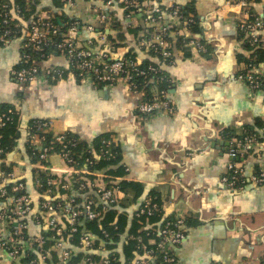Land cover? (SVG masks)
<instances>
[{"label":"crops","instance_id":"1","mask_svg":"<svg viewBox=\"0 0 264 264\" xmlns=\"http://www.w3.org/2000/svg\"><path fill=\"white\" fill-rule=\"evenodd\" d=\"M35 1L39 2V14L44 13L42 8L51 7L54 0ZM121 2L124 3L116 0L101 12L106 17L113 12L124 31L130 27L139 31L137 36L127 34L125 43L112 48L106 36L114 34L105 24V35L99 33L109 44L111 58L131 52L140 63L151 59L159 64L157 59L137 50V38L165 25L184 28L175 19L166 17L155 26L144 23V17L160 3L145 2L143 10L140 9L144 16L137 14L129 20L123 14ZM179 3L182 8L192 6L191 14L199 21V35L194 37L203 42L207 51L183 55L174 48L176 38L172 35L174 62L160 67L170 81L167 93L175 108L172 114L139 115L135 109L139 98L122 82L94 85L88 78L66 72L55 82L41 74L29 84L17 83L11 72L19 66L22 38L0 44V108L13 107L20 115L19 136L4 159L24 179L36 215L42 195L34 187L32 172L49 169L63 180L69 174L54 155L42 163L44 166L32 162L27 155L28 123L50 120L52 135L69 132L89 145L99 135L110 134L119 149L118 165L127 169L123 179L143 187L144 196L138 203H143L148 192H155L161 198L164 216L195 222L187 228L183 243L173 251L176 264H264V185L248 182L242 189L232 190L220 181L230 162L238 161L246 176L264 164V151L258 149L232 161L228 155L231 145L222 138L224 132L240 136L257 120L264 122V94L252 91L236 78L242 67L238 57L246 55L236 28L240 9L236 0H179ZM161 4L168 5L167 1ZM252 8L263 16L262 5ZM51 12L56 17L67 15L79 23L74 38L81 45L93 36L86 31L87 25L95 28L103 24L89 0H74L73 4L63 1L61 8H52ZM261 35L264 37V31ZM42 65L66 68L64 58L55 51ZM258 133L261 135V131ZM214 139L223 141V146L213 147ZM71 194L80 201L86 197L77 191ZM135 207L130 205V209ZM56 218L65 227L66 217L59 213ZM27 222L29 235L43 233V223L37 224L31 217ZM61 240L70 255L86 252ZM101 245L93 253L103 264L108 254ZM55 253L59 257V252ZM142 257L135 256L129 263L120 260L119 264H134Z\"/></svg>","mask_w":264,"mask_h":264},{"label":"built area","instance_id":"2","mask_svg":"<svg viewBox=\"0 0 264 264\" xmlns=\"http://www.w3.org/2000/svg\"><path fill=\"white\" fill-rule=\"evenodd\" d=\"M32 2L35 0H23ZM67 4H73L74 0H63ZM93 4V9L98 13L100 22L105 20L101 12L111 7L116 0H89ZM168 5L162 9L159 5L152 9L148 17L143 21L148 25H157L166 18H173L181 23L183 30L173 29L171 25H165L160 28H153L152 32L137 38L135 45L139 52L149 55L156 54L160 62L165 65H172L174 62L173 51L170 46L172 35L175 38H181V41L189 51L205 53V45L196 37L191 35L189 26L194 22L193 17H184L182 15V5L179 0H163ZM126 7L135 9L125 15V18L131 20L138 14L136 11L140 7L133 0H123ZM241 13V18L236 23L238 31L245 33L251 47H261L264 49V37L261 33L264 31V14L260 17L252 8L256 5L253 0H236ZM264 8V0H259ZM125 7V6H124ZM125 7V8H126ZM21 5L15 4L10 7L7 3L0 5V44L4 45L16 37L22 38V52L19 58V66L11 72L12 79L20 84H29L39 75L43 74L51 81L60 80L66 72L76 75L80 78H88L94 85H107L122 82L129 91L137 96L138 103L135 107L139 115H152L158 112L172 114L175 112L174 104L164 90H158L155 86L151 88L149 94H145L138 89L135 83L136 78H146L145 82L155 84V75L162 70L158 66H141L136 57L119 56L111 58L109 44L103 35L94 34V28L91 25L85 27L86 31L92 34L84 45L79 44L74 35L79 29L78 22H72L69 27L62 31L58 26L52 23L54 14L52 12L39 13L29 22L25 23L21 19ZM23 25H25L23 27ZM18 35V36H17ZM57 39V40H55ZM51 47L60 54L65 62L66 68H60L52 65H42L47 59L45 50ZM171 48V49H170ZM149 57H151L149 55ZM43 66V67H42ZM243 70L244 67H241ZM236 78L244 82L252 91L262 92L264 94V61L262 63L248 66L243 74H237ZM16 117L20 122V115L15 109H7L0 115V128L11 123ZM52 122L50 120H34L27 125V145L28 148L40 147L41 151L37 154V164L45 162L50 157L51 148L43 146L45 133L51 131ZM259 135L244 133L239 138H231L227 142L231 145L228 155L232 161L248 154L252 149L264 151V128L261 130L263 140L259 141ZM55 142L61 143V149L55 154L63 163L65 172L69 174L66 180L58 178L51 174L49 169L40 170L47 175L45 181L37 177L33 183L36 188L43 189L42 200L38 204V213H33L34 207L31 203L25 181L17 175L14 170L1 165H7L4 157H0V264H21L23 258H27L23 264H47L50 256L44 247L48 241L55 242L52 250L59 252L60 261L57 264H70V253L64 249L61 238L56 236L64 233V227L57 222L56 214L66 217L68 224L67 233L77 232V226L81 219L91 221L97 219L99 212L94 208L97 204L104 210L118 202V192L115 186L116 181L108 179L102 172H97L91 167L97 162L99 157L108 160L115 158V153L110 148L116 146L113 138L103 140L99 155L93 154L83 161H79L80 155H75L70 148L76 146V142L68 140L64 133L56 135L51 134ZM3 154L0 148V155ZM6 155V154H5ZM44 166V165H42ZM40 166V167H42ZM39 168V167H37ZM38 170V169H36ZM127 172V169H124ZM57 178V179H56ZM23 180V179H22ZM221 183L232 190H240L249 182L252 185H264V164L256 172L246 176L243 167L239 162H230L227 167V173L221 177ZM77 184V191H89L95 199V202L88 197L76 203L75 197L70 193L72 185ZM111 186V187H108ZM68 191V194H58L57 191ZM63 198V200H62ZM56 199L61 201L56 208ZM157 205L151 203L150 198H146L142 205L137 209L136 216L153 215L157 212ZM33 218L37 224L43 223L45 232L52 233L48 240L42 234L37 236L29 235L27 219ZM187 228L183 218H175L173 221H166L161 229L153 230L158 240L149 239L148 243L153 245L151 249H145L142 259L134 264H176L174 249L179 247L185 237ZM149 235V234H147ZM138 242L140 239H138ZM94 236L83 231L79 238V247L85 251L93 250ZM86 264H93L90 258L85 259ZM103 264L108 262L102 261ZM52 264V263H50ZM54 264V263H53Z\"/></svg>","mask_w":264,"mask_h":264},{"label":"trees","instance_id":"3","mask_svg":"<svg viewBox=\"0 0 264 264\" xmlns=\"http://www.w3.org/2000/svg\"><path fill=\"white\" fill-rule=\"evenodd\" d=\"M138 4L140 9H142V5L147 2H155L160 3L159 7L164 9L165 5L161 4L163 0H133ZM248 1V0H247ZM255 4L259 3V0H253ZM7 3L10 7H12L15 4L21 5V19L25 23L29 22L31 19H33L35 16L38 15V1H32V2H24L23 0H0V5ZM123 7V14L124 16L128 14L129 12L134 11L135 9L126 7L124 3L121 2L120 4ZM63 6V1L61 0H54L51 7H44L42 10L44 12L50 13L52 8H61ZM126 8H125V7ZM188 6V5H187ZM185 6L182 9V15L184 17H193L194 22L189 26L191 35H199V21L197 18L192 15L193 9L192 6ZM190 7V8H189ZM143 10V9H142ZM138 14L143 15V12L141 10L136 11ZM113 13V12H112ZM112 13H110L107 17L105 16V20L103 21V24H99L100 26H96L94 28V32H100L105 35L104 27L105 24H108V27L112 31L114 35L109 33L107 37V41H110L112 43V48H116L122 44L126 40V35H133L137 36V32L139 31V28H129L126 31H124L121 23L119 22V19L115 17ZM192 13V14H191ZM75 22V19H72L68 17L67 15L61 14V16H54L52 18V23L56 26H58L62 31H65L69 25ZM79 24V23H78ZM180 26L181 23H179ZM25 25H23L24 27ZM179 26V27H180ZM177 27H173V29H176ZM18 36V35H17ZM238 37L240 40H243V48L245 49L246 55L239 56V63L244 67V69H240L237 74L241 73L243 74L245 68L248 66H254L257 64H260L262 61H264V49L261 47H251L245 38V33L238 31ZM57 40V39H55ZM200 42H202L200 39H198ZM116 41V42H115ZM125 43V42H124ZM203 43V42H202ZM174 48H176L178 51L183 53V55H187L190 51L188 48L185 47L183 42L181 41V38L177 37L175 40ZM171 49V48H170ZM55 50L51 47L47 48L45 50L46 56L53 54ZM151 58L157 59L159 61V64L152 61L151 59H144V61L141 63L142 67L148 66V65H154L161 67L162 63L160 62L159 56L156 54L150 53L149 54ZM123 56L126 57H135L131 52L125 53ZM18 68V67H17ZM155 84L152 85L145 82L144 78H136L135 83L138 84L137 87L141 91H143L146 95L150 93L151 88L155 86L158 90H164L168 91L170 81L168 79V76L163 70L158 71V74L154 77ZM7 109H14L13 107L7 106V107H1L0 108V115L5 112ZM34 120L30 121L28 125H30ZM264 128V122L257 120L253 126H247L245 129V133L247 134H257L259 135V141L263 140V136H260L258 133V130L261 131ZM19 122L16 117L13 118L11 123L5 125L4 127L0 128V148L2 149L3 154L0 155V157H4L5 154L12 151V149L15 147L16 140L19 136ZM65 137L68 140H73L76 142L75 147H71L70 150L75 155H80L79 161H83L85 158H89L93 154H98L100 152V149L103 148L102 141L103 140H110L112 137L110 134H102L96 137L91 145L86 144L85 142L81 141L76 135L65 132ZM239 138L238 135H233L230 131L222 133V138L229 140L231 138ZM43 146L51 148L50 155L53 156L57 154V152L61 149V143L55 142L51 137V132L47 131L45 133V141L43 142ZM42 146L40 147H34L27 148V155L32 159V162H37V154L39 151H41ZM110 150H112L115 153V158H111L108 160H105L101 157L97 159V162L91 167L92 170L97 172H102L108 179L115 180L118 192V202L116 205L107 207L104 210L102 209L101 205L97 204L95 206V210L99 212V216L97 219L91 220V221H85L84 219L80 221V223L77 226V232L70 234L67 233L66 230H68V224L65 223L64 233L60 236H56V238H61L66 241H69L73 246L79 247V238L82 235L83 231H88L94 236L93 241V250H89L86 252H77L73 256L70 255L69 262L70 264H79L83 261H85L86 258H90L93 264H100L101 259L98 258L93 251H97L100 247V244L102 243L101 247L105 249L108 256L106 257L107 264H119L120 260H123L126 263H129L132 259H134L135 256H142L144 248L145 249H151L153 245H150L148 243L149 239H154L155 241L158 240V237L154 234H151L153 230L161 229L166 221H173L175 220L174 217L170 216H164L163 215V209H162V201L160 196L155 192H148L146 195V198L151 199V203L156 204L158 209L157 212H155L153 215H140L136 216V212H133L137 207L139 208L142 203H138V200L144 196V190L140 183L135 181H128L126 179H123L125 176V171L122 166H119L120 161V153L117 146L111 147ZM92 152V153H91ZM42 164V162H40ZM8 169L12 170L11 167L13 165H1V167H7ZM37 177L41 178L43 181L47 179V177L55 178V176L47 175V173H43L38 170H34L32 172V181H34ZM57 179V178H56ZM24 181V179L20 180ZM34 184V183H33ZM35 187V185H34ZM111 187V186H108ZM72 192L77 191V184L72 185ZM35 189L39 192V194H42L43 189L36 188ZM58 194H68V191H62L58 190ZM80 195H85L89 199H92L95 202V199L90 196L92 195L89 193V191L85 190L82 192H78ZM76 203H79L80 200L78 197L75 199ZM61 201L56 199V208L60 205ZM137 205L135 209H130V205ZM185 220V227L189 228L192 226L195 222H192L188 218ZM45 238L49 239V236L52 235V233L45 232L41 233ZM149 234V235H147ZM123 236H126V238H122ZM138 239L140 241L138 242ZM55 242H50L43 246L45 251L50 256V260H47V264L54 263L57 264L58 261H60V258L56 256V253L52 248L54 247ZM154 248V247H153ZM25 261H27V258H23V260L20 261L21 264H23ZM158 263V259L156 260ZM156 263V264H157ZM15 264V263H13Z\"/></svg>","mask_w":264,"mask_h":264},{"label":"water","instance_id":"4","mask_svg":"<svg viewBox=\"0 0 264 264\" xmlns=\"http://www.w3.org/2000/svg\"><path fill=\"white\" fill-rule=\"evenodd\" d=\"M223 141H220V140H217V139H214V140H212V146L214 147V146H217L218 147V145H220V146H223ZM226 144V143H225ZM220 148V147H219ZM229 149V148H228Z\"/></svg>","mask_w":264,"mask_h":264}]
</instances>
